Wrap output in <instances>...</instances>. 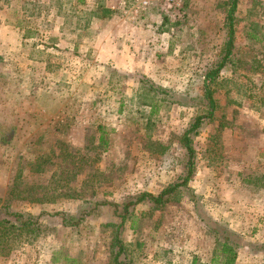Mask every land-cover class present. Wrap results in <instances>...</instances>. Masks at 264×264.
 <instances>
[{
    "label": "rangeland",
    "instance_id": "1",
    "mask_svg": "<svg viewBox=\"0 0 264 264\" xmlns=\"http://www.w3.org/2000/svg\"><path fill=\"white\" fill-rule=\"evenodd\" d=\"M120 1L132 22L152 16L131 73L91 58L90 16L104 1L0 0V264H116L119 248L123 264L208 263L211 221L238 235L234 264H264L263 216L227 192L264 176V0H237L215 108L190 134L186 187L122 221L109 202L156 194L182 174L179 137L205 111L202 74L225 39L227 0H149L136 12ZM4 210L33 223L15 228Z\"/></svg>",
    "mask_w": 264,
    "mask_h": 264
},
{
    "label": "trees",
    "instance_id": "2",
    "mask_svg": "<svg viewBox=\"0 0 264 264\" xmlns=\"http://www.w3.org/2000/svg\"><path fill=\"white\" fill-rule=\"evenodd\" d=\"M227 9L224 16V27H225V39L222 42V46L220 47L219 56L209 64L206 68L205 72L202 74L201 80V91L200 95L201 100L204 102L205 111L203 114L195 115L187 124V127L182 131L179 142L181 147L184 150L185 159L183 161V169L182 174L177 177V180L171 182L161 188L156 194H151L149 192H141L138 193L131 198L121 202L120 204L110 203L112 206L113 213L119 217L120 221L124 220L127 213L129 212V207L134 206L141 202L149 203L153 208H156L166 201L170 199V196L177 191L179 187H186V183L188 182L190 176L193 173L194 166V151L190 141V134L195 133L204 118H209L212 114L213 109L215 108L214 98L212 96L213 92V84L215 82L216 77L219 74V71L223 67L224 63L229 57L232 47V38H233V26H234V18L233 12L236 8L237 0H227ZM164 97L167 96L166 92L163 90ZM177 100V99H176ZM180 103H186L183 99L177 100ZM189 197L192 199L193 204L196 203L193 198L194 195L189 193ZM4 214L8 215L11 220L16 222L14 226L15 228H27L29 223H33V219L30 215L25 213H19L11 210H4ZM78 216L72 221H68L65 218L62 219L63 223L67 225H76L79 223L80 218L83 217ZM11 223V222H8ZM210 231L215 238L216 246L214 248V254L211 257V262L202 263V264H234L236 257V250L239 246L238 243V235L227 228L224 224H220L218 222L211 221ZM13 225V224H12ZM261 246H264L262 244ZM120 248L115 252L113 256V261L116 264H123L122 262L117 260V255L120 252ZM191 264H194L192 262Z\"/></svg>",
    "mask_w": 264,
    "mask_h": 264
},
{
    "label": "crops",
    "instance_id": "3",
    "mask_svg": "<svg viewBox=\"0 0 264 264\" xmlns=\"http://www.w3.org/2000/svg\"><path fill=\"white\" fill-rule=\"evenodd\" d=\"M92 1H96L95 3L98 4L104 1L103 12L92 13L89 21L88 28L92 31L91 45L93 44V46H91V50L93 55L91 58H93V61L109 64L117 70H127L128 73L138 69L136 67L137 58H142L144 57L142 55L148 53L144 38L150 37V26L147 22L151 14L147 13L142 21L136 19L132 22L128 17L123 16L120 10V12L118 11L121 5L120 0ZM150 17L152 18V16ZM262 162H264V159H261ZM262 178L261 185L251 189L247 185L245 186L247 188H243L238 184L235 185L233 180L227 187V192L230 193L231 199H236L235 197L247 198L249 201L247 203L252 205L249 210H256L255 215H262L264 218V214H262V212L264 213V176ZM230 213L232 214L233 211ZM259 219L263 221L260 216ZM259 227L260 231L263 230L262 232H264V225H259Z\"/></svg>",
    "mask_w": 264,
    "mask_h": 264
},
{
    "label": "built area",
    "instance_id": "4",
    "mask_svg": "<svg viewBox=\"0 0 264 264\" xmlns=\"http://www.w3.org/2000/svg\"><path fill=\"white\" fill-rule=\"evenodd\" d=\"M159 1H163L165 2L167 5L169 6H173V7H179L181 0H159ZM149 3V0H135V8L134 11L136 12L137 9L141 10L143 8H145Z\"/></svg>",
    "mask_w": 264,
    "mask_h": 264
}]
</instances>
